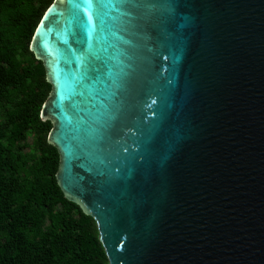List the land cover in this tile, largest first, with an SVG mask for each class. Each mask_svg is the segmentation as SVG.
<instances>
[{
  "label": "water",
  "instance_id": "95a60500",
  "mask_svg": "<svg viewBox=\"0 0 264 264\" xmlns=\"http://www.w3.org/2000/svg\"><path fill=\"white\" fill-rule=\"evenodd\" d=\"M30 50L109 264H264V0H55Z\"/></svg>",
  "mask_w": 264,
  "mask_h": 264
},
{
  "label": "trees",
  "instance_id": "16d2710c",
  "mask_svg": "<svg viewBox=\"0 0 264 264\" xmlns=\"http://www.w3.org/2000/svg\"><path fill=\"white\" fill-rule=\"evenodd\" d=\"M54 1L0 0V103L12 106L0 124V264H109L96 221L58 184L53 124L41 118L52 86L30 47ZM30 132L40 155L18 146Z\"/></svg>",
  "mask_w": 264,
  "mask_h": 264
},
{
  "label": "rangeland",
  "instance_id": "374dc122",
  "mask_svg": "<svg viewBox=\"0 0 264 264\" xmlns=\"http://www.w3.org/2000/svg\"><path fill=\"white\" fill-rule=\"evenodd\" d=\"M30 63L36 64L37 62L32 58L29 57L25 61V65H29ZM12 106L6 102L0 103V124H3L6 120V112L8 109H10ZM35 141H36V135L34 133H28V136L25 140L21 141L18 146H20L23 149L24 153H29V154H35V155H40V153L37 151L35 147ZM56 211L61 210V207H57L55 209Z\"/></svg>",
  "mask_w": 264,
  "mask_h": 264
},
{
  "label": "snow or ice",
  "instance_id": "6c2138e0",
  "mask_svg": "<svg viewBox=\"0 0 264 264\" xmlns=\"http://www.w3.org/2000/svg\"><path fill=\"white\" fill-rule=\"evenodd\" d=\"M91 22H92V21H91V17H89V23L91 24Z\"/></svg>",
  "mask_w": 264,
  "mask_h": 264
}]
</instances>
